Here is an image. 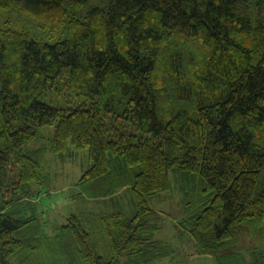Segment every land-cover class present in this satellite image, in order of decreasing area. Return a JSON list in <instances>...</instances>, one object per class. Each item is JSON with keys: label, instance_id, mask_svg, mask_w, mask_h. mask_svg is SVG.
Segmentation results:
<instances>
[{"label": "trees", "instance_id": "trees-1", "mask_svg": "<svg viewBox=\"0 0 264 264\" xmlns=\"http://www.w3.org/2000/svg\"><path fill=\"white\" fill-rule=\"evenodd\" d=\"M0 11V264L39 243L46 151L90 160L73 194L85 205L55 230L70 264L165 257L148 200L172 178L199 254L218 261L238 233L264 237V0H0Z\"/></svg>", "mask_w": 264, "mask_h": 264}, {"label": "rangeland", "instance_id": "rangeland-1", "mask_svg": "<svg viewBox=\"0 0 264 264\" xmlns=\"http://www.w3.org/2000/svg\"><path fill=\"white\" fill-rule=\"evenodd\" d=\"M0 14L1 18L6 16L3 11H0ZM12 25L14 28L21 26L16 22H12ZM191 48L189 50L192 51ZM56 98L64 99L60 102H63L66 107H74L84 99L82 96H45L44 100L52 102ZM52 132V125L44 127L39 132L41 144L42 141H48ZM44 158V174L51 176V181L43 184L44 187L42 186L41 189L45 192L39 197V199L42 197L39 209H42L43 213L39 214L37 218L40 222L39 227L34 230L39 237V243L31 248L33 253L30 252L31 249L27 252L29 258L19 264H70L67 254L55 253V230H59L65 218L67 221L71 213H78V210L85 205L82 199L73 198V194L74 191H78L76 183L79 177L90 166L88 151L87 149L78 151L68 149L64 157L46 151ZM180 182L179 179L172 178V190L151 196L148 200L150 207L158 215L159 229L155 233V238L161 240L168 250L165 257L148 264H217L218 261L222 264H256L255 259L264 255V237L257 230L254 233L249 231L238 233L236 242L232 241L225 250L231 253L228 257L224 256L216 261V257L214 258L211 254H199L195 240L189 231V224L184 222L187 213L193 208L189 209L185 205L183 191L179 187ZM126 196V193H122L118 198L126 202ZM96 247L99 253L103 252L100 246ZM127 261V256L123 255L117 264H126ZM80 264H93V261L86 260Z\"/></svg>", "mask_w": 264, "mask_h": 264}]
</instances>
